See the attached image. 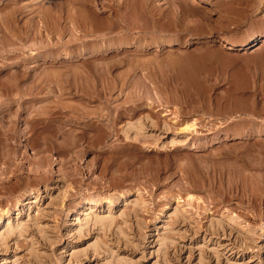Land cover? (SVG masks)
<instances>
[{"label": "rangeland", "instance_id": "obj_1", "mask_svg": "<svg viewBox=\"0 0 264 264\" xmlns=\"http://www.w3.org/2000/svg\"><path fill=\"white\" fill-rule=\"evenodd\" d=\"M0 264H264V0H0Z\"/></svg>", "mask_w": 264, "mask_h": 264}, {"label": "bare ground", "instance_id": "obj_2", "mask_svg": "<svg viewBox=\"0 0 264 264\" xmlns=\"http://www.w3.org/2000/svg\"><path fill=\"white\" fill-rule=\"evenodd\" d=\"M192 1H194V0H192ZM36 30H37V29H36ZM8 34H9V33H8ZM44 37H45V36H44ZM235 39L237 40L238 38H235ZM13 40H14V39H13ZM13 40H12V41H13ZM239 40H240V39H239ZM235 42H236V41H235ZM227 43L230 44V45H234V42H233L232 40H228ZM12 48H13V47H12ZM35 57H36V56H35ZM5 58H6V57H5ZM20 74H21V73H20ZM20 74H19V75H20ZM23 75H24V74H23ZM60 76H61V75H60ZM11 77H12V76H11ZM23 78H24V77H23ZM41 79H42V78H41ZM3 83H4V82H3ZM8 83H9V82H8ZM36 83H37V82H36ZM17 84H18V82H17ZM38 84H39V83H38ZM19 86H20V84H19ZM11 87H12V86H11ZM11 87H8V88H10V89H9L10 91H12V90H14V89H15V90L19 89V90H20V88H14V87L11 88ZM27 89H28V88H27ZM51 90H52V89H51ZM35 94H36V93H35ZM35 94H34V95H35ZM33 99H34V98H33ZM44 108H45V107H44ZM191 127H192V126H191ZM194 127H195V126H194ZM191 129H192V128H191ZM29 195L31 196L32 193H30ZM34 195H35V194H34ZM8 224H9V223H8ZM4 225H5V224H4ZM5 226H6V225H5Z\"/></svg>", "mask_w": 264, "mask_h": 264}]
</instances>
